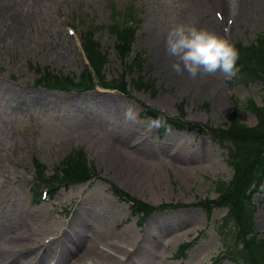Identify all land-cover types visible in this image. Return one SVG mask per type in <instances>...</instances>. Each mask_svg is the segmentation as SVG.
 Returning <instances> with one entry per match:
<instances>
[{"label": "rangeland", "instance_id": "rangeland-1", "mask_svg": "<svg viewBox=\"0 0 264 264\" xmlns=\"http://www.w3.org/2000/svg\"><path fill=\"white\" fill-rule=\"evenodd\" d=\"M253 1V9L236 18L228 0H0V260L15 256L8 248H31L68 220L61 234L67 243L39 264L58 256L55 264H77V253L90 244L112 258L99 264L208 263L220 248L221 231L240 226L236 206L210 205L224 184L233 187L232 170L244 172L236 184L241 191L230 189L235 203L253 177L264 183L263 157L248 171L263 147L250 138L242 143L239 135L264 129V119L256 115L264 110V80H245V71L231 78L221 72L196 79L178 75L170 67L165 38L173 24L185 23L247 45L264 35V0ZM108 3L117 9L129 4L134 11L135 29L125 34L126 43L118 33L122 25L107 26ZM83 39L103 54L97 71L88 67ZM251 67L264 73V63ZM87 69L97 83L85 91L37 83L51 82L53 75L75 79ZM146 107L162 119L142 116ZM233 108L240 120L231 131L235 139H220L216 128L227 127ZM164 118L192 129L155 132ZM72 152L83 159L87 175L56 184L49 197L36 201L33 160L43 175H51ZM225 152L235 158L234 167ZM128 197L146 210L132 214ZM246 200L243 211L254 204L249 228L264 244V189ZM76 213L84 239L71 230ZM112 240L121 250L110 247ZM185 242L192 243L182 262L173 252ZM234 245L228 258L243 249L238 240ZM92 259L81 264H96ZM219 264L233 263L223 257Z\"/></svg>", "mask_w": 264, "mask_h": 264}, {"label": "trees", "instance_id": "trees-1", "mask_svg": "<svg viewBox=\"0 0 264 264\" xmlns=\"http://www.w3.org/2000/svg\"><path fill=\"white\" fill-rule=\"evenodd\" d=\"M129 29L127 27L121 28L120 31L118 32L121 35V41L122 43H126V41L128 40V38H125V34H128ZM235 47L238 49L239 51V61L238 63H236V69L237 71H245L244 73V77L245 80L246 79H254L255 76L264 80V73L261 72V70L259 68H252L251 66L255 65H259L260 63H264V35L262 36L261 34L257 35V37L255 38L254 41L250 42L247 45H243L240 43H236L235 42ZM83 48L85 50L89 65H90V70L92 71H97L100 68V65L102 63V58H103V54L102 53H98L97 50H95L93 43L90 39H85L83 42ZM123 49V46H122ZM136 58H132V61L135 65H137L136 67L139 68L140 65H138L139 62H136L135 60ZM251 65L248 69L245 70V65ZM89 67V66H88ZM137 70V69H136ZM85 73H79V75L74 79V77H70V78H57L56 75L51 76V82H48L47 79H45V83L47 85L50 86H55V87H60V88H64V89H71V88H75V89H84V88H91L94 83H97V81H94V79L92 78L93 76L90 74L89 69L84 71ZM238 77V79L240 80L241 76H238L236 74V78ZM140 85L143 86H148L147 83H142L140 82ZM118 89L121 91L122 89L120 88V86L118 87ZM262 105H264V98L262 101ZM249 106V105H248ZM251 106V105H250ZM258 110V108H257ZM146 113H149L151 115H158L155 114V112L150 109H148L146 107V109L144 110ZM256 115L259 117V120L261 121L262 119H264V110L263 108H259L258 112H256ZM240 120L237 117V108H233L232 111V117H229V121L228 124H226L227 127H225L224 129H220V128H216V136L218 135L221 139L225 138L226 140H230V139H235V135L234 133H232L231 131H235L236 127L239 126ZM170 126H175V127H180V125L170 122L169 119H164V124L160 129H164V127H170ZM262 130V132H261ZM258 130V128H253L251 131L248 130V132L246 133H240L239 135L242 136L241 140L242 143H245V141L247 140V138L252 139L251 141L254 143H257V146H262L263 149H261V151H257L254 155H253V159L251 160V164H249L248 166V171L250 170H254L257 165L254 164L256 163V160L260 159L261 157L264 158V129ZM256 145V144H255ZM247 156L242 157L243 159H245ZM229 164L234 167V162H235V158L232 157L231 155L228 158ZM256 165V166H255ZM255 166V168H254ZM262 169H264V165L262 167ZM55 170V169H53ZM38 171L41 173L42 170L38 169ZM58 172L55 173H51V175H46L43 176L42 179L51 182L55 181V180H60L61 182H67V181H71V180H80L82 179L84 176H86L87 174V168L85 167L84 161L83 159L80 158V155L77 152H72V154H70V156L68 157L67 161H65L64 166L61 168L60 172L59 170H57ZM60 173V176L56 177L57 174ZM242 173H238L237 171H233L232 172V180L229 182V184H237L238 180L240 178V176L243 174ZM255 178V177H253ZM224 184V183H223ZM248 184V182L243 185L242 188H244L246 185ZM225 185V184H224ZM223 185V186H224ZM230 189H232L235 192L234 187H224L222 188L218 193H217V197L214 198L212 200L211 203H213L214 205H219L220 203H228V204H233L235 201L233 199H230L231 196H234L233 191L231 192ZM256 189L255 187L252 188ZM233 193V194H232ZM238 195L235 196L236 198V202L238 203L236 205L237 210L235 209V215L237 214V216H235L236 220L238 219V222L240 224L239 226V230L236 231L237 233L241 232V237L239 238L241 243H242V250H238L236 252V254L233 257H236L235 260H240V262H246L247 264H264V244L263 242L257 238L256 236V232L253 231L251 228H249V215H250V211L252 209H247L246 211L242 210L243 207V202L244 199L242 198V201H238L237 197ZM129 198V197H128ZM246 199V196L244 197ZM131 199V198H129ZM133 200V201H132ZM131 205L132 207L135 208V211H142V209L145 211L146 210V205L143 204H139V201L137 199H131ZM248 201V200H246ZM252 208V206H251ZM135 213V212H133ZM240 220V221H239ZM241 222V223H240ZM235 232V231H234ZM249 257V258H248Z\"/></svg>", "mask_w": 264, "mask_h": 264}, {"label": "clouds", "instance_id": "clouds-1", "mask_svg": "<svg viewBox=\"0 0 264 264\" xmlns=\"http://www.w3.org/2000/svg\"><path fill=\"white\" fill-rule=\"evenodd\" d=\"M229 11L234 12L238 0H228ZM165 51L171 58V69L190 79L221 72L226 78L235 75L239 51L226 36L195 24L175 23L165 38Z\"/></svg>", "mask_w": 264, "mask_h": 264}, {"label": "bare ground", "instance_id": "bare-ground-1", "mask_svg": "<svg viewBox=\"0 0 264 264\" xmlns=\"http://www.w3.org/2000/svg\"><path fill=\"white\" fill-rule=\"evenodd\" d=\"M219 2V0H215ZM254 7V1L253 0H238V7L234 11V16L238 18L240 15H246L247 11H251ZM211 22V21H210ZM71 230L75 231L77 237L80 239H84V234H85V226L83 223L80 221V214L76 213V215L72 218V224H71ZM74 241H72L73 243ZM110 247L113 249H120V245L116 241H110L109 243ZM66 248V247H65ZM119 251V250H118ZM9 252V251H8ZM109 253L107 251H104L102 249L97 248L94 244L87 245L83 247V250L80 251V253H77V257L75 258V262L79 261L80 264L82 263L81 261H84L85 258H93L92 263L99 264L101 262H111L112 258H109ZM90 260V259H88ZM9 263L12 262V260L8 261ZM4 263V264H8ZM79 262L77 264H79ZM1 264V262H0Z\"/></svg>", "mask_w": 264, "mask_h": 264}]
</instances>
